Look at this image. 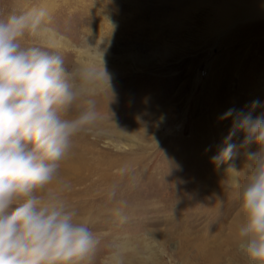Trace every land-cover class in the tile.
<instances>
[{"label":"rangeland","instance_id":"374dc122","mask_svg":"<svg viewBox=\"0 0 264 264\" xmlns=\"http://www.w3.org/2000/svg\"><path fill=\"white\" fill-rule=\"evenodd\" d=\"M195 1L0 0V13L46 7L69 42L66 64L97 74L96 123L77 138L119 158L118 174L106 172L107 192L115 188L121 198L126 189L138 207L124 203L125 224L115 222L112 210L90 216L99 236L91 264H106L116 243L126 246L125 264H246L235 243L237 196L222 187L226 166L217 169L212 157L233 125L224 114L246 113L255 101L264 105V27L258 25L264 18L217 26V14L195 8ZM222 1L236 18L252 0ZM121 84L134 86L120 91L123 99L112 91ZM128 97H149L151 112L130 114ZM79 104L76 110L86 106ZM262 112L258 106L252 115ZM243 139V133L233 137L237 145ZM118 144L125 150L117 152ZM243 163L241 154L237 169ZM60 184L59 176L50 187Z\"/></svg>","mask_w":264,"mask_h":264},{"label":"clouds","instance_id":"9594fccd","mask_svg":"<svg viewBox=\"0 0 264 264\" xmlns=\"http://www.w3.org/2000/svg\"><path fill=\"white\" fill-rule=\"evenodd\" d=\"M68 50L46 7L0 13V264H91L99 245L92 218L64 198L69 186L50 187L74 140L96 123L97 74L67 65ZM81 102L86 106L76 110ZM258 106L224 114L233 125L212 157L217 169L226 166L222 187L237 196L235 243L246 264H264V112L252 115ZM237 133L244 136L239 145ZM108 195L114 200L115 188ZM112 215L128 222L123 206ZM112 247L106 264H125L126 246Z\"/></svg>","mask_w":264,"mask_h":264},{"label":"bare ground","instance_id":"6f19581e","mask_svg":"<svg viewBox=\"0 0 264 264\" xmlns=\"http://www.w3.org/2000/svg\"><path fill=\"white\" fill-rule=\"evenodd\" d=\"M208 1L209 0H196L193 6H195V8L202 7V12L203 10L215 12V14H217V17H215L217 24H215L217 26L226 25L230 27L237 21L264 18V0H252L248 5L240 10L236 18L231 14V10H227L228 4L226 2L222 0H214L213 3L207 4ZM201 16L202 14H200L199 18H201ZM258 25L261 28L264 27V23H259ZM124 85L125 84H121L118 86L119 88H116L115 86L116 89L114 88L112 90L113 92L119 93L117 98H124L122 97L123 94L120 92L123 88L127 89L128 93H131L134 89V86L131 84L125 87ZM112 91H107L103 98H109ZM151 98L152 97L150 96V99ZM148 99L149 97L145 98V100H143V98L135 99L128 97L127 100L134 102V104L127 107V110H129V113L132 115L144 112L147 114L150 113L153 104H149L150 99L149 101ZM114 148L117 152L125 150V147L121 144L115 145ZM113 155L115 156L117 154L115 153ZM116 161H119V158H117ZM116 161L109 156L106 148H99L96 143L87 141L84 138H76L73 142L71 151L61 162L63 165L72 166V168H61L59 172L60 186L63 184H67L69 186L68 190L63 193V196H67L66 201L78 208L80 213L85 214L86 217H89L92 214H94V217L96 218H100L102 216L104 217L105 214L113 210L114 207L124 206V203H128L130 207L129 209L134 211V209L138 207V202H136L137 197L133 198L131 194L126 197V189L124 190L121 198L119 194L116 195L114 200L109 199L110 197L106 188L107 180L105 175L106 172H111L112 170L114 172V169L119 167V162ZM106 163H110L114 166V168L106 165ZM79 167H83L85 170L80 168L78 172L77 170ZM116 174H118V170L111 175L115 176ZM130 178L133 177L130 176ZM122 185L124 186V184ZM117 186L121 188L120 184H117Z\"/></svg>","mask_w":264,"mask_h":264}]
</instances>
